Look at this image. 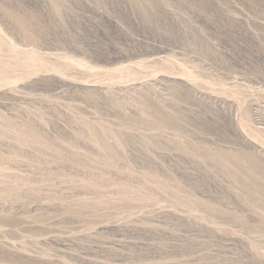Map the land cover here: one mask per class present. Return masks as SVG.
Instances as JSON below:
<instances>
[{
    "label": "rangeland",
    "instance_id": "1",
    "mask_svg": "<svg viewBox=\"0 0 264 264\" xmlns=\"http://www.w3.org/2000/svg\"><path fill=\"white\" fill-rule=\"evenodd\" d=\"M0 264H264V0H0Z\"/></svg>",
    "mask_w": 264,
    "mask_h": 264
}]
</instances>
